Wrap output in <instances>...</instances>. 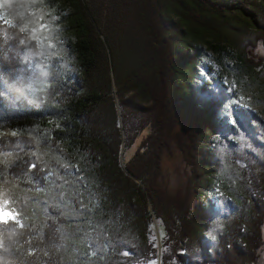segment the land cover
<instances>
[{"label":"trees","instance_id":"obj_1","mask_svg":"<svg viewBox=\"0 0 264 264\" xmlns=\"http://www.w3.org/2000/svg\"><path fill=\"white\" fill-rule=\"evenodd\" d=\"M18 1L0 0L13 19L0 18V169L26 194L16 208L28 227L0 233V260L143 264L155 218L161 264H257L264 59L248 50L264 45V0ZM53 8L60 27L41 28L42 47L36 23L19 29ZM198 39L222 71L199 63L206 49L187 46ZM176 154L184 177L171 188L162 160ZM90 240L104 251L90 256Z\"/></svg>","mask_w":264,"mask_h":264},{"label":"rangeland","instance_id":"obj_2","mask_svg":"<svg viewBox=\"0 0 264 264\" xmlns=\"http://www.w3.org/2000/svg\"><path fill=\"white\" fill-rule=\"evenodd\" d=\"M18 1V0H17ZM18 3L20 4V1H18ZM59 7H61V2L58 4ZM23 7L26 8V5H24ZM58 9L59 8H53L50 10H44L43 13L41 15H43L44 19L38 22L42 23V27H44L46 30L48 28H50L51 26L54 25L55 22H58L59 19V14H58ZM1 16H3V11H1ZM70 9L69 7L66 8L65 13H69ZM22 14V13H21ZM24 17L26 18H31L32 13H29L28 16H26L24 14ZM55 17V19H54ZM36 18V17H34ZM36 20H38V18H36ZM57 27H60V23L57 25ZM32 31V29H31ZM42 40V39H41ZM38 42V41H37ZM191 45H197L202 47L203 49H206V52L204 53V55L202 57L199 58V63L201 65H210L213 68L222 71V66L220 64L219 61V55L218 53H216V51L209 47L208 44L205 43V41L203 39H198L197 41H189V44H187V46H191ZM227 51H231L230 48H226ZM248 54L249 56H251L252 58H261L264 59V45L259 44L257 47L255 48H250L248 50ZM227 62H230V58L229 56H227ZM199 76L203 77L204 79H207V75L204 72V69H201L198 71ZM233 81V88L239 89V87L237 86V83L235 82V80L232 78ZM239 102H248L251 101L250 95H246L245 93L242 92V94L240 95V97L238 98ZM263 117V115H262ZM229 122L230 124H233V120L232 118H229ZM149 131V128H145L143 130H141L133 144L129 147V148H124L123 152H122V158L124 161L128 160L129 157L133 154V152L136 150L137 146L139 145L140 141L144 138V136L146 135V133ZM162 167H163V172L164 175L166 177V180L168 181V184L170 185L171 188H174L176 183L178 182L179 179H182L184 177V172L182 171V163L180 161L179 155L176 154L175 156H168V155H164L163 156V160H162ZM0 180L2 181L0 183V185H3V188L7 189L8 191V197L10 200L13 201V206L16 207L17 205V201H19L21 198H24L26 196L25 192L19 187L17 186V184L15 182H10L8 184H5L4 186V182H3V178L5 177V169H0ZM149 242L156 248V254L153 258L149 259L148 261H146L143 264H150L152 261H155V264H161V255L162 252L164 250L163 246H162V239H163V229H162V224L161 221L159 219H155L152 218V221L150 222L149 225ZM261 234H262V246L259 250V259L257 264H264V223L261 226ZM154 238V239H153Z\"/></svg>","mask_w":264,"mask_h":264},{"label":"snow or ice","instance_id":"obj_3","mask_svg":"<svg viewBox=\"0 0 264 264\" xmlns=\"http://www.w3.org/2000/svg\"><path fill=\"white\" fill-rule=\"evenodd\" d=\"M5 24H7L6 21H4ZM13 136L17 135L16 132L12 133ZM37 167V165L35 163H32L28 166V171L31 172L33 169H35ZM52 173H47V177L51 176ZM34 183L39 184L40 181L38 179L34 180ZM53 183H55V181H53ZM36 191H43V189L37 187ZM37 203H39V201H36ZM0 211H2L3 213H7V218L0 220V233H4L9 229V225H11V228H20L23 229L25 227H28V225L25 223V220L27 219L26 217H22V210H18L16 207L13 206V201L10 200L8 198L7 195L0 197ZM44 211L47 214L48 213V208H47V204L44 205ZM42 234V233H41ZM154 239V238H153ZM0 243H2V241H0ZM107 246H112L111 242L109 241ZM89 249H90V256H96L97 253L103 252L104 249L101 248L100 245L96 244L94 241L90 240L89 241ZM34 249H29V254H33L34 253ZM124 256H128L130 255L129 251L125 250L122 253ZM101 259H103V256L100 257ZM92 264H95V262L93 261ZM151 264H155V261H152Z\"/></svg>","mask_w":264,"mask_h":264},{"label":"clouds","instance_id":"obj_4","mask_svg":"<svg viewBox=\"0 0 264 264\" xmlns=\"http://www.w3.org/2000/svg\"><path fill=\"white\" fill-rule=\"evenodd\" d=\"M7 9H8V5H4V10H7ZM32 16L38 18V20H32V21H29L28 23H25L19 30L21 32H23L26 29L30 28V24L36 23L37 27H31V29H32L31 34H30L31 39L34 41H38V43L42 47H44L45 45L43 44V41L40 40V37L38 35V33L41 32V28H42L41 24L38 23V21L43 20L44 17H43V15H41V13L39 11L33 12ZM0 18H3L4 21L7 22V25H10V26L13 25V19H8L7 17H3V16H0ZM54 19H55V17H54ZM52 46L53 45L50 42L47 43V45H46V47H52ZM5 195L8 196V191H7V189L3 188V185H0V197H3ZM7 215H8L7 213H3L2 211H0V220L6 219ZM0 264H8V262L0 260Z\"/></svg>","mask_w":264,"mask_h":264},{"label":"bare ground","instance_id":"obj_5","mask_svg":"<svg viewBox=\"0 0 264 264\" xmlns=\"http://www.w3.org/2000/svg\"><path fill=\"white\" fill-rule=\"evenodd\" d=\"M151 264V263H150Z\"/></svg>","mask_w":264,"mask_h":264}]
</instances>
